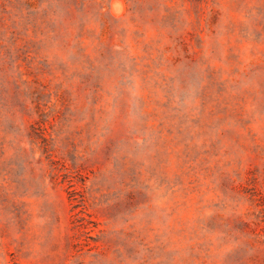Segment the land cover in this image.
I'll return each instance as SVG.
<instances>
[{"label":"rangeland","instance_id":"obj_1","mask_svg":"<svg viewBox=\"0 0 264 264\" xmlns=\"http://www.w3.org/2000/svg\"><path fill=\"white\" fill-rule=\"evenodd\" d=\"M0 264H264V0H0Z\"/></svg>","mask_w":264,"mask_h":264}]
</instances>
